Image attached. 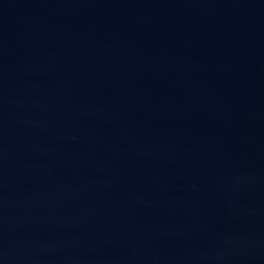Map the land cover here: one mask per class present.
Wrapping results in <instances>:
<instances>
[{
	"label": "water",
	"instance_id": "1",
	"mask_svg": "<svg viewBox=\"0 0 264 264\" xmlns=\"http://www.w3.org/2000/svg\"><path fill=\"white\" fill-rule=\"evenodd\" d=\"M0 264H264V0H0Z\"/></svg>",
	"mask_w": 264,
	"mask_h": 264
}]
</instances>
